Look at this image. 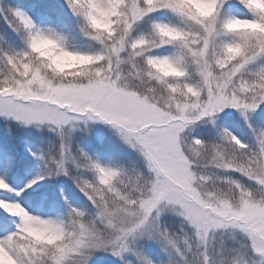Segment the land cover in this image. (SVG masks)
<instances>
[{"label":"snow or ice","instance_id":"1","mask_svg":"<svg viewBox=\"0 0 264 264\" xmlns=\"http://www.w3.org/2000/svg\"><path fill=\"white\" fill-rule=\"evenodd\" d=\"M67 3L98 47L69 52L60 33L9 6L4 18L23 34L24 47L0 49V114L57 128L103 121L141 165L129 171L83 152L78 163L62 142L48 175H68L66 161L95 170L92 180L72 177L91 211L69 205L67 218H44L8 198L43 175L19 189L0 177V209L18 218L14 231L0 235V264H88L99 250L123 260L141 238L171 246L190 264L177 235L162 224L169 213L203 246L200 264H215L209 240L222 229L242 237L230 264H264V129L251 122L264 104V0H238L248 10L240 15L229 12V0ZM43 42L76 62L57 64L41 51ZM227 108L248 123L255 147L227 130L226 145L184 135Z\"/></svg>","mask_w":264,"mask_h":264},{"label":"rangeland","instance_id":"2","mask_svg":"<svg viewBox=\"0 0 264 264\" xmlns=\"http://www.w3.org/2000/svg\"><path fill=\"white\" fill-rule=\"evenodd\" d=\"M20 1L22 4H27L28 2L26 0ZM3 2L4 0H0L1 9L3 8ZM32 18L35 19L37 26L40 28L53 29L63 36V32L59 27L54 25L55 22L52 18L42 19L34 15H32ZM166 18L174 19L175 17L166 16ZM262 113H264V104L259 107L252 117L251 122L258 128V121L259 118L261 119ZM7 120L15 122L16 125L21 126L24 130H30L40 135H42L41 132L46 133V136H42L49 143L48 152L51 154L58 153L59 155L60 146L63 142L68 145L74 156L80 157L78 163L82 162L81 152H83L101 164L116 168H124L129 171L141 165L142 158L139 154L124 143L120 134L111 125L103 121L78 120L73 122L75 124L74 127L72 124H69L64 125L62 128H57L47 123L39 126L36 124L25 125L13 117L0 114V121L7 122ZM225 130L238 136L250 146H256L255 136L249 128L248 123L237 110L232 108H227L223 112L217 114L214 122L207 118L195 122L185 129L184 135L188 138L199 137L206 142L224 143L226 145L227 141L223 140ZM99 135L100 138L98 137ZM96 137L101 140L98 142ZM112 144L116 146L115 149H112ZM66 167L69 170V174L65 175L64 173H60L58 176L62 178L70 188L77 186L72 179L74 174L84 179H94L95 177L94 169L83 166L78 167L77 163L66 161ZM0 169L2 170L1 173L5 174L6 165L1 159ZM8 175L9 173H7V176ZM231 175L240 178L238 173L233 172ZM68 180L72 181L70 185ZM52 187H54V185ZM69 187L63 192L53 189L54 191L50 197L54 199L55 208L67 214L69 205H71L84 210L86 213L90 212L91 205L84 193L80 191L82 195L80 194L74 197ZM77 189L79 190L80 188ZM42 197L45 200L46 195L42 194ZM162 224L168 228L170 233H175L177 235L179 246L188 258L190 264H200L203 246L191 235L192 229L183 222L182 218L177 214L169 213L162 217ZM184 237H187V243H185ZM241 242L242 237L239 233L233 234L230 230H218L209 240L208 252L215 264H230L236 250H242L240 247ZM188 245H191V247ZM131 247L132 250L125 255L123 260L113 256L110 252L99 250L92 256L88 264H126V262H130V264H145V256L150 258L154 264H183L180 255L176 253L175 249L163 242L141 238Z\"/></svg>","mask_w":264,"mask_h":264},{"label":"trees","instance_id":"3","mask_svg":"<svg viewBox=\"0 0 264 264\" xmlns=\"http://www.w3.org/2000/svg\"><path fill=\"white\" fill-rule=\"evenodd\" d=\"M26 1H28L27 4H22L20 0H4L3 8H0V49L19 50L24 47L23 34L10 27L4 18L9 6L22 7L31 17L32 15L42 19L51 17L55 22L54 25L63 32L65 46L69 50L91 51L98 47V42L81 31V17L68 7L67 0ZM229 4L232 5L229 9L230 13L248 14L247 9L238 6V0H229ZM33 20L35 22V19ZM258 123L259 128L264 129V113ZM41 133L46 136V133ZM42 135L24 130L13 121H0V159L6 165L5 174L1 173L0 169V177H3L14 188L19 189L37 175H43V180L25 189L19 196L15 193H8V198L20 199L34 214L44 218H67L66 213L55 208L54 199L50 196H52L53 189L63 192L69 186L58 175H48L56 168L52 157L59 158V155L48 152L49 143ZM98 137L100 138V135ZM99 138L96 137L98 142L101 140ZM111 146L114 149L116 147L113 144ZM7 173H9L8 176ZM88 180L92 179L88 178ZM68 183L70 185L72 181L68 180ZM77 188L79 187L70 188L74 197L81 194L80 189ZM42 194L46 195L45 200ZM17 222V217H10L0 209V235L14 231Z\"/></svg>","mask_w":264,"mask_h":264},{"label":"clouds","instance_id":"4","mask_svg":"<svg viewBox=\"0 0 264 264\" xmlns=\"http://www.w3.org/2000/svg\"><path fill=\"white\" fill-rule=\"evenodd\" d=\"M40 47L41 51L44 52L49 59L55 60L57 64L71 66L76 62L72 57L60 53L55 45L51 44L50 42H43ZM68 51L71 52L72 50L68 49Z\"/></svg>","mask_w":264,"mask_h":264}]
</instances>
